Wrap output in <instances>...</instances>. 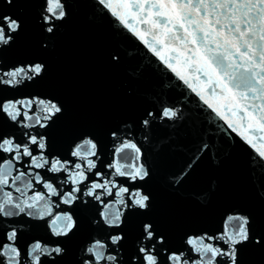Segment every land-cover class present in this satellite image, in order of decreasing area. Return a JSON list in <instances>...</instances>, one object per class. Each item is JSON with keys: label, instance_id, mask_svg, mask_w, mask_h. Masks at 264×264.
<instances>
[{"label": "snow or ice", "instance_id": "6c2138e0", "mask_svg": "<svg viewBox=\"0 0 264 264\" xmlns=\"http://www.w3.org/2000/svg\"><path fill=\"white\" fill-rule=\"evenodd\" d=\"M98 3L223 121L230 139L264 162V0ZM42 4L44 31L53 34L68 18L67 0ZM21 28L11 16L0 17V264H61L69 254L66 243L82 230L78 210L89 229L73 264H245L244 251H264V229L253 234V217L237 208L228 209L223 230L191 229L178 243L161 231L144 189L152 169L142 146L121 134L128 124L110 131L114 147L107 164L90 132L58 151L52 134L64 107L30 90L43 80L45 63L6 65L2 58ZM157 117L174 120L178 110L147 111L139 125L147 128ZM133 221L128 248L125 232Z\"/></svg>", "mask_w": 264, "mask_h": 264}, {"label": "water", "instance_id": "95a60500", "mask_svg": "<svg viewBox=\"0 0 264 264\" xmlns=\"http://www.w3.org/2000/svg\"><path fill=\"white\" fill-rule=\"evenodd\" d=\"M42 8V0H13L11 5L0 0V17L11 16L22 24L16 43L4 49L2 58L6 65L19 60L45 63L43 80L30 90L47 93L64 107L52 134L58 151L90 132L107 164L114 147L110 131L128 124V132L121 134L142 146L152 169L144 185L153 199L150 216L173 242L191 229L223 230L229 208L253 217V234L264 229V198L259 196L264 190V162L230 139L223 121L195 93L166 72L98 0H67L68 18L53 34L44 31ZM164 107L178 110V118L157 117L147 128L139 125L147 111ZM213 180L216 187L211 190ZM77 216L82 230L66 243L69 254L61 264H73L75 250L87 235V221L79 210ZM134 234L135 221L125 232L128 248ZM242 259L245 264H264V251L248 249Z\"/></svg>", "mask_w": 264, "mask_h": 264}]
</instances>
